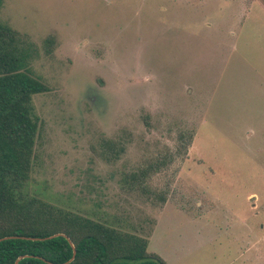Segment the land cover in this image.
I'll use <instances>...</instances> for the list:
<instances>
[{
    "label": "rangeland",
    "instance_id": "374dc122",
    "mask_svg": "<svg viewBox=\"0 0 264 264\" xmlns=\"http://www.w3.org/2000/svg\"><path fill=\"white\" fill-rule=\"evenodd\" d=\"M0 23L47 88L23 193L166 264H264V0H3Z\"/></svg>",
    "mask_w": 264,
    "mask_h": 264
},
{
    "label": "trees",
    "instance_id": "16d2710c",
    "mask_svg": "<svg viewBox=\"0 0 264 264\" xmlns=\"http://www.w3.org/2000/svg\"><path fill=\"white\" fill-rule=\"evenodd\" d=\"M19 39L0 23V237L18 236L0 240V264H14L18 256L16 264H166L146 251L145 238L23 193L38 130L32 96L47 88L30 71L33 48ZM191 138V133L184 134L181 146ZM173 157L172 152L159 157L148 169H159ZM56 233L73 244L70 261L72 247L66 238L48 237Z\"/></svg>",
    "mask_w": 264,
    "mask_h": 264
},
{
    "label": "water",
    "instance_id": "95a60500",
    "mask_svg": "<svg viewBox=\"0 0 264 264\" xmlns=\"http://www.w3.org/2000/svg\"><path fill=\"white\" fill-rule=\"evenodd\" d=\"M56 235H63V236L66 238V240L68 241V243L70 244V246L72 247V255H71V257L68 259V261H70V260L73 258V256H74V252H75L73 244L71 243V241L69 240V238L66 237L64 234L56 233V234H52V235H50V236H48V237L56 236ZM11 237H18V236H4V237H0V240H1V239H5V238H11ZM20 237H21V236H20ZM22 238H24V237H22ZM26 238L37 239L36 237H26ZM22 256H24V255H22ZM20 257H21V256H18V257L14 260V264H16L17 260H18Z\"/></svg>",
    "mask_w": 264,
    "mask_h": 264
}]
</instances>
